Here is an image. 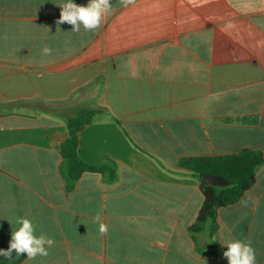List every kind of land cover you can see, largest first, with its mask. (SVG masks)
I'll use <instances>...</instances> for the list:
<instances>
[{"label":"crops","instance_id":"0c3cea01","mask_svg":"<svg viewBox=\"0 0 264 264\" xmlns=\"http://www.w3.org/2000/svg\"><path fill=\"white\" fill-rule=\"evenodd\" d=\"M66 2L0 0V246L27 218L54 243L21 264H228L234 240L264 264V165L213 238L189 232L204 198L179 167L264 155V0H111L101 27L79 32L56 24ZM88 111L78 155L114 161L118 180L84 173L69 193L60 146Z\"/></svg>","mask_w":264,"mask_h":264},{"label":"trees","instance_id":"16d2710c","mask_svg":"<svg viewBox=\"0 0 264 264\" xmlns=\"http://www.w3.org/2000/svg\"><path fill=\"white\" fill-rule=\"evenodd\" d=\"M97 114V111H88L66 121L68 135L60 146L62 157L60 174L69 193L74 190L84 173L100 174L106 184H113L118 180V166L114 161L90 165L78 155L79 133L92 123ZM263 165L264 155L249 149L226 156L181 159L179 167L192 173L204 198L198 217L189 228L191 235L194 237L205 232L213 238L219 228V209L237 203L255 185L257 172ZM207 174L221 176L230 185L216 187L201 184L202 177ZM8 247L9 245H2L0 249L6 250ZM26 258V254L16 256L13 250L11 259L0 256V264H21Z\"/></svg>","mask_w":264,"mask_h":264},{"label":"clouds","instance_id":"9594fccd","mask_svg":"<svg viewBox=\"0 0 264 264\" xmlns=\"http://www.w3.org/2000/svg\"><path fill=\"white\" fill-rule=\"evenodd\" d=\"M135 2L136 0H120V4L124 7L135 4ZM58 6L61 8V12L56 24L60 25L66 22L73 26V32H79L81 25L85 31L99 29L104 17L110 15L113 10L111 0H89L86 6L77 5L73 3V0H67L66 3ZM233 26L230 21L226 24V28L229 29ZM51 52L52 49L45 46L42 55L48 56L51 55ZM94 222L99 224L100 235L107 234L108 226L101 222L99 213L94 217ZM16 223L20 227L12 231L9 247L6 250L0 249V256L11 259L13 250L16 256L26 254L29 260L35 259L37 255L48 256L46 246L51 247L54 240L44 234L36 236V226L30 219L19 218ZM224 245L228 250L223 253V256L228 260V264H256V252L251 246V241L234 240Z\"/></svg>","mask_w":264,"mask_h":264},{"label":"water","instance_id":"95a60500","mask_svg":"<svg viewBox=\"0 0 264 264\" xmlns=\"http://www.w3.org/2000/svg\"><path fill=\"white\" fill-rule=\"evenodd\" d=\"M201 184L212 185L216 187H227L230 185V183L225 178L210 174L204 175L202 177Z\"/></svg>","mask_w":264,"mask_h":264}]
</instances>
